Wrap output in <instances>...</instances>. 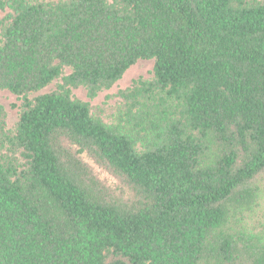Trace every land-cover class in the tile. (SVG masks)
<instances>
[{
	"label": "trees",
	"instance_id": "trees-1",
	"mask_svg": "<svg viewBox=\"0 0 264 264\" xmlns=\"http://www.w3.org/2000/svg\"><path fill=\"white\" fill-rule=\"evenodd\" d=\"M4 90L0 264H264V0H0Z\"/></svg>",
	"mask_w": 264,
	"mask_h": 264
},
{
	"label": "rangeland",
	"instance_id": "rangeland-1",
	"mask_svg": "<svg viewBox=\"0 0 264 264\" xmlns=\"http://www.w3.org/2000/svg\"><path fill=\"white\" fill-rule=\"evenodd\" d=\"M44 1V0H41ZM49 1V0H46ZM58 1V0H52ZM154 60H140L133 67H131L110 90L101 92L98 97L91 100L87 96V90L84 87H79L72 90V95L76 99L90 103L95 112L96 108H101L109 115L110 109L116 107L119 99L117 94L120 90H124L133 86L134 82L143 80H152L154 78ZM71 73V69L66 68L64 76ZM62 83V80H57L41 92L31 95L34 98L41 94H48L58 90V86ZM22 99L11 93L10 91H0V105H2L7 114L8 128L15 130V127L19 121V115L21 112ZM84 161L93 169L97 177L104 182L116 195L122 198L124 201L131 197V191L114 175L105 169L100 168L88 157H84ZM250 228H255L258 231L264 228V198L260 200L259 205L255 208L253 213L247 218Z\"/></svg>",
	"mask_w": 264,
	"mask_h": 264
}]
</instances>
